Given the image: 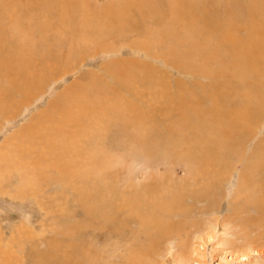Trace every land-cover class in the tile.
Listing matches in <instances>:
<instances>
[{
  "label": "rangeland",
  "instance_id": "obj_1",
  "mask_svg": "<svg viewBox=\"0 0 264 264\" xmlns=\"http://www.w3.org/2000/svg\"><path fill=\"white\" fill-rule=\"evenodd\" d=\"M87 1L90 2V6L93 8H95V4L96 6L104 7V5L106 6V4L110 2V0H85L86 3ZM190 1L192 0H162L161 3L163 6L166 4L165 7L167 8L170 2H183V5L188 4ZM150 3L155 4L156 2L150 0ZM134 17L135 21L143 23V16L137 14ZM251 21L252 20L240 21L239 23L235 22L231 26H229V22L222 23L221 21L217 27L209 25L207 28L217 30V28L221 27L230 33L232 31L237 33L233 36L235 37V42H226L225 48L228 54L224 48L216 51V54L223 56L225 60L218 59L219 61H217L215 57L214 60L212 59L213 61L216 60V64L214 62L211 63L212 70L219 71L222 73L221 76L210 77L206 75L187 74L190 73V71H201L202 68L204 70V67L206 70L208 68L211 69L210 63H205V60H211V57L207 56L210 54L215 55L214 50H209L202 55L192 57L193 59L189 60V65L191 64V66H188L189 69H187V67L186 69H181L182 71L177 70L173 65H170V67L165 66V60L163 59L155 62L145 57L131 56L130 54L132 53L130 51L129 54V48L121 50L123 52L122 56H110L103 53L90 56V54L86 55L83 53L84 58H82L84 61H82V58H77L75 61L73 60L72 64H67L65 68H55L56 70L54 72L51 70L53 74L47 76L46 79L49 78V80L38 89L40 90L39 94L32 101L28 102L24 99V91L22 93L17 89L19 82L16 75L12 73L6 74L7 80L11 81L13 85L10 87L9 84H0L1 90L6 88V90L12 92L11 99L6 97L0 109V173L2 172L0 174L2 178L0 179V264H60L59 258L61 259L62 257V247L65 249V253L69 247L72 248L78 245V241H74L72 237L66 236V234L73 235L77 230L78 224H84L88 227L84 230V238L86 241L83 243L88 242V244L90 243L91 245L90 247L93 246L94 249H97L100 261L104 263L105 260L115 259V256L119 255L124 247L130 248L131 245L134 244L133 237L135 235L139 236L138 239L142 240V242L145 241L146 238L144 234L141 233L143 227L142 220L148 215L158 217L160 206L173 207L175 215L169 220L174 223H178L179 221L180 227L177 226L176 228V233H178L179 236L171 237L168 240H160L158 247L161 249L154 255L157 264H184L179 254V247L185 246L191 250L194 246H197V244L201 242V234H204V230L209 227V223L216 225L214 221L217 217H219L221 223L227 218V221L230 223L229 226L232 227V231L236 232L240 237L244 236V232L239 227V223L235 226L236 223L234 222V218L236 214L242 215V225L246 229L251 227L255 230L257 227L250 219L257 215V211L251 208L249 203L248 206L246 202L247 199H256V197L264 199V189L258 186L257 188H259V191L262 193L256 191L257 184L252 180V176L251 181L248 180L249 186H245L241 191L240 174H243L244 169L247 168L246 164L260 168L259 171L262 170L261 172L264 171V151L257 148L258 145H263L264 143V83H262L263 87L258 91L259 101H256L252 97L254 95L253 93L251 95L247 94L249 99L247 96L242 97L243 92L240 91V89H238L237 92L233 91L231 93L233 89L240 87L241 84L234 76H231L232 72H234V69H237V67L235 65H228V63L232 61L228 58L237 55L240 60L251 63V67L248 68L249 70L254 72L264 71V35H255V33L262 28L259 27V29L257 27L259 26L257 25L258 22L253 24V22L250 23ZM145 24L149 25L150 23ZM24 25L25 27H33L30 23ZM143 27L145 26L143 25ZM234 27H236V30ZM247 27H249V29ZM143 29L140 32H135L141 35L130 34L128 37H150L147 28H145V31ZM58 32L59 34L62 33L61 30H52L49 31L48 35L49 37H56L55 33ZM145 32L147 34H145ZM252 32L254 33L251 34ZM152 37L157 36L153 35ZM225 37L226 36H223L220 39H225ZM258 37L261 38L259 39ZM215 42L220 45L222 41ZM232 43L233 45H231ZM120 44L122 43H116V46ZM208 52L211 53L209 54ZM113 57H118L117 59H139L140 62H149V66H153H146V68L142 66V70L133 66L135 69L133 68V70L130 71L133 75L125 78V80L131 81L127 82L122 80L123 83L119 84L116 83L115 76L107 77V75L113 72L112 69L106 70L105 65L109 59ZM184 60L185 59L182 58V61ZM200 66L203 67L198 69ZM39 70H37V72H40ZM90 73H93L95 78H93V75H90ZM136 73H138V75H136ZM154 73L156 74L153 75ZM134 77H137L136 80ZM144 77L146 80L143 82L146 83V85L142 84L141 79ZM148 79H150V82ZM151 80L155 81L151 83ZM215 80H217L216 84H214ZM74 82L78 83L79 86L77 88L79 90L75 89V93L71 95L70 99L72 100L73 95H76L77 100L81 99L87 100L88 103L92 102L89 105L90 108L94 109L98 116L101 115L98 120L94 119L91 121L90 116L87 117V115H83L82 117V114H77L76 116L79 120L76 118V122H71L69 120L71 118L70 113L62 110L63 107L67 109L73 106L71 100H67L65 97L64 99L62 98V92L71 84L75 85ZM255 82L254 80L252 83L254 84ZM126 84H131V87L129 88V85H127L129 88L127 89ZM79 87L86 89L81 91ZM131 88L132 91L130 92L129 90H131ZM203 88L207 90V93L203 92ZM230 89L232 90L230 91ZM246 90H248L247 87ZM84 91L87 92L84 93ZM183 91L186 92V100L184 98L182 102L186 101L183 103L187 105L190 103L188 108L181 106L183 103L177 104L179 103L177 98H173V96L175 97ZM32 93H35V91H32ZM171 98H173V100L175 99L173 101L175 103L171 102ZM261 100L263 102H261ZM154 102L155 105L158 106V111L155 110L156 113H153L154 110L150 112V107L152 108L151 103L153 104ZM247 102L250 103L249 111L255 112V110H258L259 118L255 120V116H251L253 113H251V115L246 113L245 115L247 121H253L252 125H249L253 136H250V131L248 130V139L244 141L243 146H241L242 151L246 150L242 159L238 157L240 154L239 150L236 157H225L221 154L220 147L216 146V143H212L211 140L215 139H213V137H216V134L219 138L224 134L222 130L223 127H221V130L214 127L216 125L215 122L211 123L214 130H209L207 129V122L196 121L197 124L195 123L192 129L193 131L191 130L189 132L190 136L186 135V139L184 138L185 136L181 137L179 133L161 134L162 140L167 138L168 135L170 137H168L166 141L164 139L159 142L161 144L159 147L163 152L158 153L150 161L144 156H141L142 153L138 150L140 147H138L139 145L137 144V137L139 138L141 133H139L133 125H130L123 132L119 123L113 124L112 126L109 124V127L107 122L109 118L111 119L112 116L116 115L115 113H118L116 110L117 108L115 110L108 109L110 106L114 107L121 104L125 106L129 104L131 106L132 104L136 105L137 111H141L144 116L149 115L148 121L150 122L146 121L145 123L147 129H150L148 128V126H150L149 124H151V127L155 125L161 128L164 126H171L178 122L182 116L186 114L189 107L200 105L202 109L211 110L215 107L213 110L216 109L225 113L227 116L223 117V122H220L221 125L224 126L227 124V121H234V116H232V114L237 115L240 109L243 108L239 104ZM79 105L81 109L82 107L88 109L87 106L85 108L84 105H82V101L79 102ZM197 109H199V107ZM124 110L126 109H123V111ZM143 110L145 111L144 113ZM7 112L9 113L7 114ZM113 112L114 115H112ZM260 113L263 115H260ZM151 115H156L155 119H150L152 118ZM167 115L170 116L168 117ZM214 115L215 111L206 113V118L212 119ZM31 117H33L32 119L34 122L29 123ZM61 120L62 123L67 120L70 122L66 127L59 126L58 128H60L62 132L75 131L73 133H76L75 139L77 142L78 140H83L82 142L85 144V146H83V143H81L80 151L77 153L78 156L80 154L82 157L83 155L92 158L96 157V161H94L96 167L94 169L91 168L86 170L85 166H83V168L79 167L73 169L74 171L72 172L64 171L61 173L56 169V166L59 167V163L63 162V157L65 159L69 158V153H64L63 156V153L58 151L59 149L48 150V139L45 135H49V133H51L50 130L46 131V134L39 132L35 135L30 134L29 136H22L24 132L36 130V125L39 123L48 128V126L54 127L56 123L61 122ZM206 121L208 120L206 119ZM256 121H259L258 124ZM99 122H102V129H99L97 126ZM73 124L79 125L80 128ZM82 125L84 126L83 128ZM87 126L92 131H90ZM64 128L65 130H63ZM205 128L206 130L204 131ZM82 130L84 131L82 132ZM195 130H197V132ZM20 131L21 133H19ZM162 132H167V130H162ZM89 133H91V135ZM126 133L127 136L125 135ZM131 133H136V135H133L136 137L134 138ZM201 133H203V135H201ZM147 134L146 136L150 139H153L152 136L154 137V142L156 140L155 137L158 135L160 136V133L151 135V131L149 130H147ZM40 135H42L43 138ZM249 136L251 137L250 139ZM220 140H222V138H220ZM204 141L207 142L204 143ZM216 141L220 144V141ZM32 147H34V150H32ZM23 148H25V152ZM45 150L50 152L48 153L49 157ZM27 151L30 152L27 153ZM42 153H44V156L47 154L45 156L47 160ZM252 153L253 156H250ZM260 153H263L261 160V162H263L261 165H257L256 157L259 158ZM51 154L56 156H52ZM92 154L94 156H92ZM85 156L83 158H85ZM249 156L251 158H249ZM58 157L59 159H55ZM58 160L61 161L59 162ZM85 160L86 159H84V161ZM206 162L207 164L213 163L214 167L212 166L208 170L203 168L202 165H205ZM63 165L64 164L61 163V167ZM6 167H8L9 170L5 172L4 168ZM216 167H218V170ZM1 169L3 170L1 171ZM215 169L217 171H214ZM93 171L96 172V175L95 173L93 174ZM77 172L79 178L76 174ZM70 173L75 175L72 178L73 180L69 179ZM247 173L249 174V171H247ZM213 174H215V176ZM254 174L256 175L257 173ZM257 175L261 182V177L263 179L264 176H262L260 172ZM85 176H87L88 179L85 178ZM255 177L253 178L254 180L258 179L257 176ZM97 181H100L99 184ZM27 183H30L31 186L27 187ZM203 189H207L205 195H192L193 192H203ZM19 190L23 196L19 194ZM251 196L252 198H249ZM89 199L111 200V206H113L116 211L115 213H109L110 218L106 222H103L107 225L97 223V221L92 220L93 222H89L87 220L84 207L87 205L86 203ZM178 199H180V201L176 202ZM222 230V225H219L217 231L221 232ZM258 235L259 232L256 231L250 234V238L255 240L256 247L260 249L258 253H252L250 258H240L238 255L239 253H234L228 248L219 246L215 239L214 242L208 243L206 248H204L205 256L198 258L199 263L264 264V243L262 242L264 241V236L259 237ZM240 239L243 245L244 242L242 238ZM260 239H262V241H259ZM201 248L203 249V247ZM190 264L195 263L190 261Z\"/></svg>",
  "mask_w": 264,
  "mask_h": 264
},
{
  "label": "bare ground",
  "instance_id": "obj_2",
  "mask_svg": "<svg viewBox=\"0 0 264 264\" xmlns=\"http://www.w3.org/2000/svg\"><path fill=\"white\" fill-rule=\"evenodd\" d=\"M153 1L156 3L155 4L150 3V0H114V1L110 0V2L106 4V6L104 5V7L96 6L95 4V8H93L90 6V2L87 1L86 3L85 0H0V84L2 83L9 84L11 87L13 83L7 80L6 74L7 75L8 73L15 74L19 82V85L17 87L18 91L22 93L24 91L25 93L24 99L30 102L39 94L40 90L38 89H40L41 86L49 80V78L46 79L48 75L53 74L52 72H54L57 68L67 67V64H72L73 60L75 61L77 58L79 59H81L82 57L84 58V54L86 55L90 54V56L92 55L94 56V54L96 55L98 53H103V54L110 55V56L112 55L122 56L123 52L121 50H124V48H129V54H130V51L132 53L130 54L131 56L145 57L149 60L152 59L155 62H158V60L163 59L165 60V64H166L165 66L170 67V65H173V67H175L177 70L182 71L181 69H186L188 66H191V64L189 65L190 63L189 60L193 59L192 57L202 55L203 53L209 50L215 51L214 52L215 55H212L210 54L211 52L210 53L208 52L210 55H208L207 57H211L210 58L211 60H205V63L207 62L210 63L209 64L210 67L212 66L211 65L212 62L216 64L215 62L216 60L213 61L214 57L217 59V61L225 60L223 56L216 54V51H218V49L222 50L223 48L226 50L225 48L226 42H232V41L235 42L234 40L235 37L233 36H235L237 33L234 31L230 33L228 31H225L224 28H221V27L217 28V30L207 29L209 25L217 27V25L220 24V22L222 21V23L229 22L228 24L229 26H231L235 22L239 23L240 21L252 20L250 23L253 22L254 24L255 22H258L257 25L259 26L257 27L262 28L261 30L256 32L255 35H264V0H226V1H223V0H213V1L212 0H192L188 4H183V5H182L183 2H174V3L170 2L167 8L165 7L166 4L164 6L162 5L161 3L162 0H153ZM137 14H140L141 16H143L144 18L143 23H138V21H135L134 16ZM247 18L250 20H248ZM27 23L32 24L33 27H30V26H29L30 28L25 27L24 24H27ZM145 23H150V24L148 25ZM259 23L263 25H260ZM143 25L145 27H143ZM236 27H234L235 30H236ZM145 28H147L150 37H141V36L140 37H133V36L128 37L130 36V34L141 35L135 32H140L142 29L145 31L146 30ZM247 28L249 29V27ZM52 30H61L62 33L59 34L58 32V33H55L56 37H52V36L49 37L48 33L49 31H52ZM253 33L254 32H252L251 34ZM145 34L147 33L145 32ZM153 35L157 37H152ZM223 36H226L225 39H220ZM229 37H232L233 39ZM215 41L217 42L222 41V42L220 43V45H218L216 44ZM116 43L117 44L122 43V44H120L121 46L120 45L116 46ZM231 45H233V43ZM226 53L228 54V51ZM137 54L142 55V56H138ZM83 58H82V61H84ZM117 58L118 57L110 58L107 64L105 65V67H106V70L112 69V72H113V73H110V75H107V77L115 76V81L116 83H119V84L123 83L122 80L124 81L125 78H127L128 76L133 75L132 73H130V71H132L134 67L142 70V66L146 68V66L150 65L149 62H140L139 59L131 60L127 58H122V59H117ZM182 58H184L185 60L182 61ZM228 59L232 60L228 63V65H233V66L235 65L237 67V69H234L235 71L232 72L231 76H234L237 79V81L240 82L241 84V86L238 88H235L233 90L230 89V91L232 90L231 93L233 91L237 92V90L240 89V91L243 92L242 97H246L247 94L251 95L253 93L255 96L253 95L252 97L256 101H259L260 98L258 97V91L263 87L262 83H264V71L261 70V71L254 72V71L249 70L248 68L251 67V63H249L248 61L240 60L237 55L232 58L229 57ZM202 67L203 66H200L199 68L198 67L197 68L200 69ZM156 69H159V68H156ZM187 69H189V67ZM212 69L213 68L211 67V69L208 68L206 70L204 67V70L202 68L201 71H196V70L190 71V73H187V74L206 75L210 77L222 75V73H220L219 71H215ZM37 70H39L40 72H37ZM155 74L156 73H154L153 75ZM90 75H93V78H95V75L93 73H90ZM136 75H138V73H136ZM136 78L134 77L135 80ZM141 80H142V84L146 85V83L143 82L146 80V78L144 77ZM148 80L150 82V79ZM155 80H151V83L154 82ZM254 80L256 82L253 84L252 82ZM125 81L128 82L131 80L126 79ZM216 82L217 80H215L214 84H216ZM155 84L157 85L158 83H155ZM127 85H129V88L131 87L130 86L131 84H126V86ZM78 86H79L78 83H75V85L71 84L69 87L66 86L67 88L62 92V98L64 99L65 97V99L67 98V100H71L70 99L71 95L75 93L74 90L78 89L77 88ZM246 87L248 88V90H246ZM81 88H80L81 91L86 89L83 87ZM129 88L127 86V89ZM3 89L4 90L0 89V109L3 105V102H5L6 97L11 99V96H12L11 91L6 90V88H3ZM203 89H204L203 92L207 93V90L205 88ZM32 91H35V93H32ZM129 91L131 92L132 88ZM85 92L87 91H84V93ZM185 95H186V92L183 91V92H180V94H177L175 97L173 96V98L175 99L177 98L179 102L177 104H181L183 102H186V101L182 102V100L186 97ZM75 96L76 95H73L72 100H71V102H73V106L71 108L68 107L67 109H64L63 107L62 109L70 113L71 118L69 120L71 122H76L75 120L76 118H78L76 116L77 114H82V117L83 115L84 116L87 115V117L90 116L91 121H93L94 119L98 120L100 118L101 115L98 116L95 110L90 108L89 105L92 102L88 103L87 100H81V99L77 100V96L76 97ZM247 97L249 99V96ZM173 98H171L172 99L171 102L175 100V99L173 100ZM80 100L82 101V105H84L85 108L87 106L88 109H84L83 107L81 109L79 105V102H81ZM261 102L263 101L261 100ZM151 105H152V108L150 107V112L154 110L153 113H156L155 110H157L158 106L155 105V102L153 104L151 103ZM239 105L243 108L240 109V112L237 115L232 114V111H231L232 116H234V121H227V124L224 126H222L220 122H223L224 120L223 117L227 116L225 113L218 111L216 109L213 110L215 107L211 109L212 111L208 109H202L200 105L189 107L186 114L183 115L182 118L180 117L181 119L178 122H176L175 124L171 126H164L161 128L155 125H152L151 127V124H149L150 126H148V128L150 129H147L146 128L147 125L145 123L146 121L149 120V115L144 116V114H142L141 111L140 112L137 111L136 105H132V104L131 106L129 104H127V106L122 105V104L114 106V107L110 106L108 109L115 110L117 108L116 110L118 111V113H115L116 115L112 116L111 119L109 118L107 122H108V126L109 124H111L110 126H112L113 124L119 123L121 125V129L123 130V132L130 125H133L139 131V133H141L140 137L139 138L137 137V141H138L137 144L139 145L138 147H140V149L138 150L140 153H142L141 156H144L149 161L152 160L158 153L163 152L162 149L159 147L161 145L159 142L163 141L164 139L166 141V139L170 137L168 135L167 138H164L162 140L161 134L179 133L181 137L185 136L184 138L186 139V135H189V132L194 128L196 121L204 122V123L207 122L208 123L207 129L209 130H214L213 127L211 126V123L215 122L217 126L215 125L214 127H217L219 130H221V127H223L222 130L224 131L223 132L224 134L222 137H220L222 138V140H220L219 136H217L216 134V137H213V139L214 138L215 139L211 140L212 143H216V146L220 147L221 154H223V156L236 157L238 153L240 152L238 157L242 159V156L243 154H245L246 150L242 148L244 150L242 151L241 146H243L244 141L248 139L247 134L250 131L249 125H252L253 123L252 120H251L252 122L247 121L245 115L246 113L250 115L251 113H253L254 115L252 114L251 116L252 117L255 116V120H256L259 118L258 117L259 112H257L258 110H255V112L249 111L250 109L249 102L241 103ZM181 106H183L184 108L185 107L188 108V106H190V103L189 105H187L186 103H183L181 104ZM198 107L199 109H197ZM123 109H126V110L123 111ZM214 111H215V115L212 119L206 118V113H210ZM144 112L145 111L143 110V113ZM8 113L9 112H7V114ZM112 115H114V112L112 113ZM165 115H166V112H165ZM260 115H263V114L260 113ZM151 117L152 118L150 119L153 120L155 119L156 115L155 116L151 115ZM32 118L33 117H31L29 123L34 122ZM206 119L208 121H206ZM62 120L61 122L56 123V125L54 124L55 125L54 127L48 126V128L44 127L45 125L43 126V124L41 125L39 123L36 125L37 126L36 130H31L30 131L31 133L24 132L22 136H29L30 134L35 135L39 132L46 134L45 132L50 130L51 133H49V135H45V137L48 139L47 141L48 143L47 148H49L48 150L51 151V149H55V150L59 149L58 151L59 152L61 151L63 153V156H64V153H69V158L65 159L63 156H61L63 157L62 159L63 162H60L61 160L60 161L58 160L60 163H59V167L56 166V169H58L61 173L64 171L72 172L74 171L73 169H77L79 167L83 168V166H85L86 170L91 169V168L94 169L96 167L94 163V161H96L95 159L96 157L92 158L89 156L87 157V155L86 156L83 155V157L85 156V158H83L82 156H80V154L78 156L77 153L78 151H80L81 143H83L82 142L83 140L81 141L78 140L77 142V140L75 139L76 133H73L75 131H72L71 129H70L71 130L70 132L69 131L62 132V130L58 127L59 126L66 127L68 123L70 122L69 120H67L66 122L62 123ZM102 122L101 123L99 122L97 125L99 129L102 127L101 126ZM258 122L259 121H256L257 124ZM73 125H76L78 128H80L79 125L77 124H73ZM83 125H82V128L84 127ZM198 127H202V126H198ZM31 129H32V126H31ZM63 130H65V128ZM147 130L151 131V135L160 133V136L158 135L157 137H155V139L158 141L155 140L154 142L153 136H152L153 139H150L149 137H147L146 136ZM162 130H167V132H162ZM205 130L206 128L204 129V131ZM21 131L19 133H21ZM83 131L84 130H82V132ZM195 131L197 132V130ZM136 133L135 134L131 133V134L133 136V135H136ZM89 134L91 135V133ZM125 135L127 136V133ZM201 135H203V133H201ZM250 136H253L251 131H250ZM250 136H249V139L251 138ZM15 137L18 138L17 136ZM86 139H89V138H86ZM216 140L220 141V144ZM139 142H141L142 145ZM205 142L207 141H204V143ZM19 144H20V141H19ZM83 146H85L84 143H83ZM257 148L259 150L264 151V143L263 145L261 144L258 145ZM23 149L25 152L26 151L25 148ZM32 150H34V147H32ZM45 151L47 152V150ZM49 151L47 152V154L50 153ZM28 152L30 151H27V153ZM47 154H45V156ZM262 154L263 153L259 154V158L256 157L257 165H261V163L263 162V161L261 162L262 156H263ZM42 155L44 156V153H42ZM47 156L49 157V154ZM52 156H56V155L53 154ZM92 156L94 155L92 154ZM250 156H253V153ZM250 156L249 158H251ZM55 159H59V157ZM64 159H65V163H64ZM84 159L86 160L84 161ZM61 163L64 164L62 167H61ZM212 166H213V163L207 164V162L205 165H202V167L206 168L207 170L211 168ZM246 167L247 168L244 167L245 169H244L243 174H240L241 191L243 190L245 186H249L248 180L251 181L252 176L253 178L257 176V178L259 179L257 175L259 172L262 176H264V173H263L264 171L263 172H261L262 170L259 171L260 168L258 167L250 166L249 164H246ZM217 168L218 167H216V169ZM32 169H33V166H32ZM216 169L214 171L218 170ZM2 170L3 169H1V171ZM7 170H9L8 167L4 168L5 172ZM44 170H45V165H44ZM105 170H106V167H105ZM247 171H249V174L247 173ZM94 173L96 175L95 171H93V174ZM254 173H257V174L255 175ZM76 174L78 175V172ZM213 175L215 176V174ZM5 176H6V173H5ZM74 176L75 175L73 173H70L69 179H72ZM87 176H85V178H87ZM78 178H79V175H78ZM253 178L252 180L255 182V184H257L256 191L261 192L259 191V188L257 187L258 186L260 188L263 187L264 189V182H263L264 178L262 179L261 177V182H260V179L254 180ZM0 179H2L1 176H0ZM99 180L101 181L100 178ZM100 184L102 185L103 183H100ZM30 186H31L30 183H27V187H30ZM206 191L207 189H203V192H200V193L193 192L192 195L193 196H196L198 194L205 195ZM18 192L20 195H22L20 190ZM249 198H252V196ZM258 198L259 197H256V199H247V202H246V204L249 203L251 205L250 207L254 208L257 211L256 216H253V217L250 216L251 222L254 223V225L257 227L255 230H253L251 227H249V229H246L242 225V222H243L242 215L236 214L234 218L235 219L234 222L236 223L235 226L239 223L238 224L239 227L244 232V236L240 237L236 232L232 231L231 229L232 227L229 226L230 223L227 221V218H225L223 222L221 223L219 220V217H217L214 221L216 222V225L209 223V227L206 230H204V234H201L200 236L201 242L199 241L200 243H198L197 246H194L193 249L191 250L189 248H186L185 246L179 247V254H180L181 259L184 261V264H190V261H193V263L195 264H200L198 258L205 256L204 248H206L208 243L212 241L214 242L215 239L219 246H223V248H228L234 253H239L238 255L240 258L241 257H243L244 259H246V257L250 258L252 253H255V254L258 253L260 249L256 247L255 240L250 238V234H252L254 231L259 232V235H258L259 237L264 236V199L263 198L258 199ZM178 201H180V199L176 200V202ZM110 202H111L110 199H89L87 203L85 202L87 205L84 207L85 209L84 212H86L85 217L87 218V220L89 222L97 221V223L106 224L103 222H106L110 218L109 213L111 212L115 213L116 211V209L113 208V206H111L112 204ZM174 212L175 211L173 210V207L160 206V209L158 211L159 213L158 217H153L152 215L150 216L148 215L147 217L145 216L146 218L142 220L143 227L141 230V233H143L146 238L145 241L142 242V240L138 239L139 236L135 235L133 237L134 244L131 245L130 248L124 247L123 251L120 252L119 255L115 256L116 257L115 259L112 258L111 260H105L104 263L100 261L99 252L97 249H94L93 246L90 247L91 245L90 243L88 244V242L83 243L84 241H86L84 238V230L87 229L88 227L85 226L84 224H78V226L76 225L77 230L75 231L73 235L66 234V236L72 237L74 241H78V245L72 248L69 247V249H67L65 253H64L65 249L62 247L61 249L62 257L61 259L58 257L60 260V264H157V262L155 261L154 255L156 252H158V250L161 249L160 247H158L160 240L161 239L168 240L171 237L179 236V234L176 233V228L177 226H179L180 222L178 221V223H174L173 221L169 220L171 219L173 215H175ZM182 214H179V215H182ZM86 218H85V221H86ZM219 225H222L223 230L221 232L217 231ZM240 238H242V241L244 242L243 245L241 244ZM259 241H262V239H260ZM262 242L264 243V241ZM181 243H182V240H181ZM201 247H203V249Z\"/></svg>",
  "mask_w": 264,
  "mask_h": 264
}]
</instances>
